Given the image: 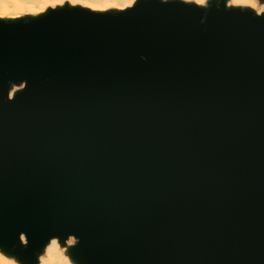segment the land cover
I'll use <instances>...</instances> for the list:
<instances>
[{
	"label": "water",
	"instance_id": "95a60500",
	"mask_svg": "<svg viewBox=\"0 0 264 264\" xmlns=\"http://www.w3.org/2000/svg\"><path fill=\"white\" fill-rule=\"evenodd\" d=\"M70 236L80 264H264V14L0 20V247Z\"/></svg>",
	"mask_w": 264,
	"mask_h": 264
},
{
	"label": "rangeland",
	"instance_id": "374dc122",
	"mask_svg": "<svg viewBox=\"0 0 264 264\" xmlns=\"http://www.w3.org/2000/svg\"><path fill=\"white\" fill-rule=\"evenodd\" d=\"M138 1L139 0H135V2L131 1L126 4H121L112 1L106 2V1H96V0H19L15 4V0H0V12H5V16L0 17V20L5 22L28 21L30 19L38 18L42 15H45L51 10L66 8V7H71V8L80 7L95 12H118L125 10L131 6H134ZM180 1L196 4L194 2H188L187 0H180ZM213 1L215 0H211L208 3V5L202 4L199 6L209 8L212 5ZM95 5H98L99 7L97 9H94L93 6ZM258 6H259L258 8H254V9L250 7H244L243 9H251L255 11L257 14H264V10L261 7V2H258ZM18 86L20 88L23 86V84ZM62 244L66 245L67 242H64ZM69 244H71L72 247L76 245L74 241L73 242L69 241Z\"/></svg>",
	"mask_w": 264,
	"mask_h": 264
},
{
	"label": "bare ground",
	"instance_id": "6f19581e",
	"mask_svg": "<svg viewBox=\"0 0 264 264\" xmlns=\"http://www.w3.org/2000/svg\"><path fill=\"white\" fill-rule=\"evenodd\" d=\"M19 0H15V4ZM96 1H112V2H117L121 4H126L128 2H131L133 0H96ZM188 2H194L198 5H208V3L211 0H207V3H200L199 0H187ZM225 5L227 7H235V8H244V7H250V8H258V2H261V7L264 10V0H252L251 3H245L243 0L241 2L237 3V0H223ZM94 2V1H93ZM99 6L95 5L93 6L94 9H97ZM132 7V6H131ZM42 8V7H41ZM3 13L2 16H5V12H0ZM39 14V13H38ZM17 18V17H14ZM24 88V83L23 86L19 88L18 85H13L12 90H11V97L14 95V93L17 90H22ZM21 241L25 245L27 244V238L25 234L21 235ZM69 241L78 243L79 239L75 236H70L67 238V244L63 245L62 242L60 241L59 237H53L51 238L43 248V252L39 255L38 258V263L37 264H80L77 259H74L71 256V249L72 246L69 244ZM0 264H24L17 256L7 252L6 250L2 249L0 247Z\"/></svg>",
	"mask_w": 264,
	"mask_h": 264
},
{
	"label": "snow or ice",
	"instance_id": "6c2138e0",
	"mask_svg": "<svg viewBox=\"0 0 264 264\" xmlns=\"http://www.w3.org/2000/svg\"><path fill=\"white\" fill-rule=\"evenodd\" d=\"M133 2H135V0H133ZM200 3H207V0H199ZM241 2V0H237V3ZM243 2L245 3H251L252 0H243ZM3 13H0V16H2Z\"/></svg>",
	"mask_w": 264,
	"mask_h": 264
}]
</instances>
